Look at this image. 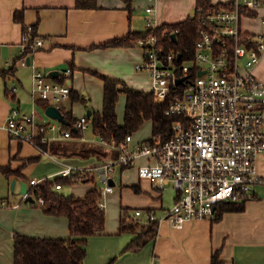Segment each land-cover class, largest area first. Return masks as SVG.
Wrapping results in <instances>:
<instances>
[{
  "label": "crops",
  "instance_id": "crops-1",
  "mask_svg": "<svg viewBox=\"0 0 264 264\" xmlns=\"http://www.w3.org/2000/svg\"><path fill=\"white\" fill-rule=\"evenodd\" d=\"M96 2L95 8H79L75 0H0V70L6 71L0 76V167L10 166L14 170L20 169L21 173L9 177L0 171V264H13L15 232L34 237L69 236V222L65 216L47 214L37 202L26 200L30 195L31 179L46 182L61 176L67 167L72 171L81 170L117 156L111 144L98 136L94 135L96 140L86 139L85 130L89 124L83 129L76 128L67 139L50 141L44 147L46 153L31 143L11 138L5 128L10 110L16 107L27 112L30 108L28 90L32 66L20 64L24 27L33 26L43 40L42 46L29 55L32 65L48 71L72 69L71 90L83 101L72 102L70 93L61 113L70 109L76 121L86 117L87 110H101L103 80L100 76L120 80L136 90L151 92L149 73L135 69V64L144 57L141 48L103 45L125 37L131 31H144L143 9L149 0H132L130 9L126 0ZM151 3L155 6L154 17L161 25L187 18L192 14L196 0H180L178 4L172 0H153ZM241 27L252 37L264 31V10L256 12L255 16L242 15ZM253 72L264 83V52ZM52 79L60 81L58 75H52ZM13 86L16 90L11 93L9 90ZM38 117L50 121L40 103ZM118 121L122 123L120 119ZM133 140L138 141L134 137ZM103 146L107 148L102 149ZM256 169L264 177V152L256 160ZM131 172L134 176L126 175ZM116 173H119V182L124 180L126 185L137 186L139 193H143L136 209L150 208L161 217L170 207L163 201L166 188L160 192L153 189L149 179L139 177L136 166L115 168L113 190L106 194L107 197L115 191ZM12 180H15L13 189ZM21 181L27 184V195L20 192ZM86 182L70 184L69 194L83 197L89 189L97 187ZM64 186L57 190L61 191ZM106 199L104 231L88 237L84 264H150L154 257L159 264H211L215 250H219L222 264H264V184L255 186L253 198L244 202L241 211H224L218 220L191 219L181 227L173 226L166 219L160 220L156 236L136 252H122L134 234L119 230L121 207L116 212L109 198Z\"/></svg>",
  "mask_w": 264,
  "mask_h": 264
},
{
  "label": "built area",
  "instance_id": "built-area-1",
  "mask_svg": "<svg viewBox=\"0 0 264 264\" xmlns=\"http://www.w3.org/2000/svg\"><path fill=\"white\" fill-rule=\"evenodd\" d=\"M151 1L143 9L145 30L160 26ZM242 8L259 12L264 10V0H232V8L205 14L191 60H181L182 54L168 49L154 33L136 40L144 57L135 69L149 73L154 100L166 105V115L175 117L172 135L164 141H135L127 135L120 144L110 143L116 158L79 170L96 174L103 184L101 208L113 190L110 180L116 167L136 166L139 177L149 179L159 192L172 185L174 201L161 217L142 209H136L134 216L141 218L145 213L144 220L166 219L176 227L191 219L215 220L220 204L245 202L253 198L256 185L264 184L256 169V160L264 152V83L253 72L264 52V31L256 33L248 45L241 27ZM32 32L33 26L26 25L20 43V64L32 66L30 108L21 112L13 107L5 128L11 138L45 152L41 145L67 139L72 131L61 120H40L38 105L45 103L44 112L48 106L62 110L71 92L72 69L59 70L60 81H54L50 71L28 62L29 55L43 44L39 36L31 40ZM15 90L13 86L9 92ZM87 124L83 116L73 127L83 129ZM71 171L67 167L61 175ZM43 184L29 181L30 186ZM37 203L44 201L40 197ZM150 264L159 262L154 257Z\"/></svg>",
  "mask_w": 264,
  "mask_h": 264
},
{
  "label": "trees",
  "instance_id": "trees-1",
  "mask_svg": "<svg viewBox=\"0 0 264 264\" xmlns=\"http://www.w3.org/2000/svg\"><path fill=\"white\" fill-rule=\"evenodd\" d=\"M127 8L130 9V2ZM76 7L95 8L96 0H75ZM232 8V1L196 0L193 14H189L182 21L172 24H161L155 30L131 31L127 36L110 40L103 45H135L140 37H147L150 33L159 36L162 43L175 52L182 54L181 60H191L194 56L195 43L198 40V30L201 26V18L210 12L219 9ZM242 15L255 16L256 11L242 8ZM26 26L24 27L25 31ZM167 31L166 35H163ZM176 35V41L172 34ZM37 35L34 27L31 40ZM244 38L252 44V35L244 32ZM180 60V61H181ZM6 74L0 70V76ZM103 80V99L101 110H91L90 117L86 116L87 123L91 126L94 135L107 143H122L127 135H132L145 120L151 121V136L144 141H164L172 135V123L175 117L165 114L166 105L157 102L151 92L133 89L124 82L109 77L100 76ZM71 101H83V98L71 90ZM125 95L124 116L119 123L116 113V103L119 95ZM45 106L44 102H40ZM64 128L71 129L76 120L72 111L63 110ZM79 130V129H78ZM43 148L46 144L41 145ZM0 171L7 176L20 175V169H12L10 166H1ZM94 177L90 173L79 170L71 171L66 176H56L47 179L45 184L30 186L29 194L34 202L41 197L44 203L41 205L47 214L62 215L69 222V236L65 238L34 237L20 233H13V264H84L86 256V242L88 237L101 234L105 228V211L99 206L101 190L98 187L89 189L83 197H75L69 193H63L55 189L56 184L70 185L81 181H91ZM135 192H139L137 186H132ZM244 202H223L219 206L218 220L224 211H241ZM136 210V209H135ZM134 210V211H135ZM130 215L126 207H121L120 231L134 234L131 241L123 248L122 252L139 251L157 233L158 222L156 220H141ZM146 212L153 211L146 209ZM219 250L211 255V264H222Z\"/></svg>",
  "mask_w": 264,
  "mask_h": 264
},
{
  "label": "rangeland",
  "instance_id": "rangeland-1",
  "mask_svg": "<svg viewBox=\"0 0 264 264\" xmlns=\"http://www.w3.org/2000/svg\"><path fill=\"white\" fill-rule=\"evenodd\" d=\"M180 0H172V2L178 4ZM213 2L219 1V0H212ZM223 2H226L225 0H221ZM145 7V6H144ZM19 88V86H18ZM123 103H124V96L123 94L119 95L118 102L116 105V112L118 115V119L122 121V115H123ZM40 109V108H39ZM134 139L138 140H145L151 136V121L150 120H145L142 124V126L133 133ZM85 137L87 140H92V139H97L94 134L92 133V128L90 125H88L87 129L85 130ZM107 146H103L102 149H106ZM97 149H99L97 147ZM101 149V148H100ZM131 175L134 176V173H127L126 175ZM114 177L117 181L116 186H115V191L114 193L105 196V199L108 201L109 198V203H111V207L115 209L116 212L120 209V207H126L130 213V215L133 214V211L136 209L137 206L141 204V194L139 192H135L132 187L128 186L125 184L124 180L123 183L119 182V173L114 174ZM86 183H90L93 185H96L98 188L102 186L101 182L98 179V176L95 175L94 179L91 181H88ZM78 184H81V182H78ZM70 187L71 185H66L63 187L61 191L64 193H69L70 192ZM175 191L172 189V185H168L166 189L163 190V201L164 204L167 206H171L173 203L172 196L174 195ZM110 211V208H108V213ZM145 211V210H143ZM107 212V209H106ZM145 213L142 214L141 220H144Z\"/></svg>",
  "mask_w": 264,
  "mask_h": 264
},
{
  "label": "water",
  "instance_id": "water-1",
  "mask_svg": "<svg viewBox=\"0 0 264 264\" xmlns=\"http://www.w3.org/2000/svg\"><path fill=\"white\" fill-rule=\"evenodd\" d=\"M194 12H195V10H192V11H191L192 14H193ZM172 37H173V39L176 41V35H175V34H172ZM179 56H180V53L178 54V57H179ZM27 61L29 62V58L27 59ZM58 73H59L58 70H51V71H50V74H51V75H54V76H57ZM201 73H202V71L199 72V74H201ZM180 81H181V79H177V82H180ZM45 113H46L49 117H51V118L58 119V120H61V121L65 122V121L63 120V114L61 113V111H60L59 109H57L56 107H54V106H48V107H46V109H45ZM90 115H91V111H90V110H87V116L90 117ZM73 130L76 131V128L74 127ZM110 183L113 185V184H114L113 180H110ZM14 185H15V180H12V183H11V188H12V189L14 188ZM20 185H21L20 192H21L22 194L27 195V194H28V188H27V184H26V182L21 181V182H20ZM26 200H27V201H34L33 198H32L30 195H27Z\"/></svg>",
  "mask_w": 264,
  "mask_h": 264
}]
</instances>
